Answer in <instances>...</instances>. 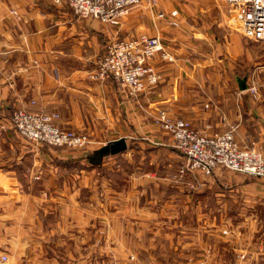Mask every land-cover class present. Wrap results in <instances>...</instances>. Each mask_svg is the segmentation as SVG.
Instances as JSON below:
<instances>
[{"label":"crops","instance_id":"1","mask_svg":"<svg viewBox=\"0 0 264 264\" xmlns=\"http://www.w3.org/2000/svg\"><path fill=\"white\" fill-rule=\"evenodd\" d=\"M174 11L178 27L157 18ZM141 35L160 37L172 57L151 61L161 77L156 87L134 98L90 78L109 41ZM18 109L58 113L61 129L91 144L70 150L28 142L11 129ZM161 111L209 135L234 129L239 146L264 150V43L230 27L223 0H160L155 9H133L119 26L79 19L66 2L0 0V256L8 264H93L88 201L105 166L103 159L95 165V152L125 139L126 152L106 157L118 158L117 173L134 195L156 192L178 158L155 123ZM199 182L203 192L226 185L264 202V178L222 168L186 176L187 188Z\"/></svg>","mask_w":264,"mask_h":264},{"label":"rangeland","instance_id":"2","mask_svg":"<svg viewBox=\"0 0 264 264\" xmlns=\"http://www.w3.org/2000/svg\"><path fill=\"white\" fill-rule=\"evenodd\" d=\"M171 150L179 158L173 171L163 182L159 177L157 191H148L141 199L117 173L118 158H103L93 201H88V213L92 205L93 214L86 224L92 230L93 264H127L133 255L140 264H225L241 255L246 256L245 264H264L261 198L233 193L226 185L211 193L203 192L200 182L187 188L186 177L179 174L184 158L174 147ZM158 161L164 162L163 156ZM150 196L153 203L145 200ZM205 198L209 200L200 202ZM142 199L146 203L141 211L135 201Z\"/></svg>","mask_w":264,"mask_h":264},{"label":"built area","instance_id":"3","mask_svg":"<svg viewBox=\"0 0 264 264\" xmlns=\"http://www.w3.org/2000/svg\"><path fill=\"white\" fill-rule=\"evenodd\" d=\"M229 25L245 38L264 43V0H223ZM67 3L73 13L83 20L94 19L103 24L119 26L130 12L142 5L155 9L160 0H55ZM16 14V12H14ZM178 12L169 16L158 13L157 18L166 19L170 26L178 27ZM161 55L172 61L160 37L141 35L128 40H111L97 60V68L90 74L96 82H113L120 90L137 98L156 87L160 75L151 61ZM251 92L257 95L256 87ZM58 113L16 110L11 118V129L21 138L51 148L85 150L91 144L89 137L75 131L61 129ZM155 123L172 139V147L179 151L184 164L179 170L181 178L189 174L211 177L222 168L230 172L256 178H264V150L256 144L239 146L235 130L206 134L196 130L184 119L172 118L167 112H159ZM202 187V185H200ZM246 256L225 264H245ZM9 256L1 255L0 264H8ZM112 264H122L114 262ZM127 264H140L135 255ZM160 264V263H152Z\"/></svg>","mask_w":264,"mask_h":264},{"label":"water","instance_id":"4","mask_svg":"<svg viewBox=\"0 0 264 264\" xmlns=\"http://www.w3.org/2000/svg\"><path fill=\"white\" fill-rule=\"evenodd\" d=\"M241 88L243 90L246 89L245 86H242ZM127 150H128V145L126 140L120 139L104 146L103 148L95 152V155L96 156L98 155L100 159H103L105 156H117L121 153L126 152Z\"/></svg>","mask_w":264,"mask_h":264},{"label":"trees","instance_id":"5","mask_svg":"<svg viewBox=\"0 0 264 264\" xmlns=\"http://www.w3.org/2000/svg\"><path fill=\"white\" fill-rule=\"evenodd\" d=\"M101 161H102V159H100V157L98 155L97 156L96 155L94 156V163H95V165L96 164H100Z\"/></svg>","mask_w":264,"mask_h":264}]
</instances>
